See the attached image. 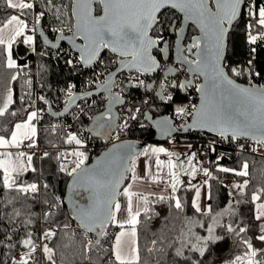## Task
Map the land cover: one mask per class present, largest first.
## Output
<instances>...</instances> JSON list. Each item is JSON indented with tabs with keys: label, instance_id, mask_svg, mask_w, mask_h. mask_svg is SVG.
I'll return each instance as SVG.
<instances>
[{
	"label": "snow or ice",
	"instance_id": "6c2138e0",
	"mask_svg": "<svg viewBox=\"0 0 264 264\" xmlns=\"http://www.w3.org/2000/svg\"><path fill=\"white\" fill-rule=\"evenodd\" d=\"M0 10H12L11 14L0 17V67L10 72L8 87L0 97V118L6 114L15 118L7 126L0 119V247L8 249L10 264H39L35 259L38 251L48 264H57L56 246H50V242L54 238L61 239L60 233L64 237L71 235L75 238L79 234L83 238L84 264H93V253L101 264H264V187L251 194L252 220L256 223L246 224L231 201L215 215H212L211 204L202 208L200 199L204 185H208L207 198H212L208 179L201 185L190 184L194 190L191 208L196 213L210 216L211 223L206 225L203 220L185 216L184 226L176 239L165 244L166 237L160 236L150 241L151 246H145L149 256L154 257L146 262L140 243L142 213L150 218V205L163 201H169L183 213L186 201L178 195L185 184L181 177L195 178L198 172H203L212 179V172L197 160L195 152L182 160L180 153L164 146L148 145L137 150L131 142L114 143L92 165L86 163L89 155L84 150L88 143L85 133L107 140L115 129H120L115 135L119 141L121 132L129 129V121H137L140 115L151 120L162 135L171 137L177 131L170 117L152 120L135 105L127 108L122 123H116L121 118L114 108L127 103L125 89L143 87L154 90L156 81L146 83L141 77L156 73H163L155 91V96L163 102L174 103V93L181 90L187 93L194 89L199 94V104L175 106L176 117L191 118V122L182 128L208 129L224 139L236 141L250 139L254 142L252 152L264 149V84L252 82L256 78L264 79V67L257 70L254 66L257 48L264 45V0H67V3L61 0L59 4L56 0H0ZM176 13L182 14L179 23ZM49 16L61 25L50 30L58 34L54 37L55 43L41 27L48 22ZM190 25H194L199 34L192 35L187 42L189 37L185 31ZM241 26L249 46V58L243 65L232 66L228 63L229 42L231 35ZM37 34L43 37L46 46L56 49L57 54L63 51L60 42L67 40L71 48L64 52L68 57L66 65L94 71L93 77L85 82V86L92 90L79 92L76 83H68L66 88L59 90L65 97L63 112H52L49 108L52 115L68 113L78 99L107 94L105 109L91 117L93 123L90 127L65 132L62 144L71 147L60 149L59 145H54L57 152L43 151L39 156L35 149L39 146L38 125L43 120V109H37L35 101H31L27 109L9 112L14 104L11 84L28 68L27 64L19 63L16 52L21 45L36 52ZM105 51L112 54L107 63L102 59ZM97 66L102 70L95 71ZM110 66H114V70ZM125 70L129 76L123 83L117 80V74L122 75ZM133 72L136 75H131ZM174 74L184 75V79ZM241 77L248 81L246 85L238 82ZM25 83L31 87L33 81L28 78ZM117 88L118 91H113ZM31 95V92L27 93V96ZM38 99L49 104L43 95ZM19 100L23 101L24 97L20 96ZM143 103L148 104L149 100L145 99ZM94 105L95 101L92 102ZM76 108L87 115L84 107L77 104ZM75 118L79 119L78 116ZM59 127L53 125L50 130L55 132ZM239 147L243 150L246 145L240 143ZM211 150L215 151V148L211 147ZM161 154L166 158L161 159ZM141 157L145 158V175L138 173ZM45 159L55 160L53 171L58 170L70 181L67 189L72 212L64 221L60 220L64 216V198L54 194L49 198L48 182L24 178L29 173H37L36 160ZM223 159V155L217 157L216 168L223 173L244 177L242 183L235 184L244 195L250 184L248 161L244 160L237 169L220 164ZM145 180L163 186L167 195L134 190ZM121 197L125 201L123 204ZM241 203L243 201L236 200L237 205ZM34 205L42 208L39 217L32 211ZM225 215L235 217L237 222L223 223ZM38 219L46 224L51 221L55 227L43 228L37 236L27 229ZM73 219L77 222L75 227L69 222ZM17 221L25 229L22 238L18 235L20 229L12 228ZM110 226L116 230L110 232ZM196 227L205 229L206 234L194 231ZM217 229L235 237L234 243L241 249L239 254L227 258L221 256L216 261L205 259L211 254L213 245L226 239L217 234ZM250 232L252 235H247ZM90 234L96 238L91 239ZM102 241L109 246L105 248ZM19 246L24 251L17 257L12 250ZM0 264H5L2 253Z\"/></svg>",
	"mask_w": 264,
	"mask_h": 264
},
{
	"label": "trees",
	"instance_id": "16d2710c",
	"mask_svg": "<svg viewBox=\"0 0 264 264\" xmlns=\"http://www.w3.org/2000/svg\"><path fill=\"white\" fill-rule=\"evenodd\" d=\"M57 4L61 2V0H56ZM65 3H67V0H64ZM41 8H43V4L41 3ZM175 11V10H173ZM12 10H0V17H5L8 14H11ZM176 18L180 20L181 15L179 13H176ZM61 25L51 19V16H49L48 22L46 24H43L44 29L47 31V33L54 38V33H51V28L54 27H60ZM196 28L194 26H190V35L194 32H196ZM63 51L57 54V51L52 50L48 47H46L42 41L41 38L37 34V51L38 53H33L27 50V46L21 45L19 46L18 51L16 52V58H18L19 63L21 64H27L28 68L21 72V76L18 78L17 81L12 82L11 87L14 91V104L10 106L9 112L15 111L20 108L27 109L30 101H28V98L24 95H22V87L26 84L25 81L28 78L29 71L31 72V63L33 61H36L37 63V74L39 81L43 84V88L46 90L47 93H55L59 91L63 86H66L69 82V80H73L75 78L78 79L76 75L73 74L72 70H70V67L66 65L65 61L67 57L64 55V52H67L69 50V47L65 44L62 45ZM248 49L249 46L246 42V37L243 32V27L241 26L239 29H237L230 38L229 42V51H228V63L232 66H236L237 63L240 65H243L247 59L248 56ZM54 53H56L54 55ZM112 54L110 52H105L103 54V57L109 58ZM254 66L255 69H260L264 67V45H261L257 48V53L254 60ZM114 66H112L113 68ZM33 68V67H32ZM264 75V73H262ZM10 78V72L6 69H3L0 67V97L3 96V93L5 89L8 87V80ZM241 82H248L245 78L241 77L238 79ZM253 83H262L264 84V79L256 78ZM23 96L24 100L20 101L19 97ZM184 97V94L181 91L176 92L175 99L179 100ZM47 100H51V98H46ZM48 100V101H49ZM144 97L139 92V90L136 91V100L133 105H139L141 108L144 109L143 113L149 112L154 117L165 115L168 113V110L172 107V105L167 104L161 100H158L156 97L154 99L153 104H144ZM43 104H45L42 101ZM46 105V104H45ZM2 106V105H0ZM103 108V107H102ZM127 110V109H126ZM126 110H121L120 113H125ZM46 115L43 116V120L40 122L38 131V143L41 147H52L54 145H61L62 144V138L63 136L59 134V131L52 132L49 126L51 120H53V116L49 115L48 113H44ZM83 122V125H86V127L89 126L91 122V118L89 120H86L84 116H80ZM5 121V126L8 125V123L12 122L15 118L11 117L10 115H7L3 118H0ZM197 131H190L187 136L193 137L196 134ZM130 137L133 139H144L147 136L153 135L155 132L151 125H149L144 120V115H141L138 117L137 121H131V126L129 128ZM56 150L50 151V153H55ZM99 153V152H98ZM97 153V154H98ZM96 154V155H97ZM214 156L217 155H223L224 159L220 160L219 163L226 166V167H233V168H239L241 163L244 160H247L249 163V177L250 184L246 190V193L244 195H241L239 192V189L235 188L233 184L242 183L244 177L236 176L232 173H223L218 171L216 168V162L210 163L209 170L212 172L213 178L209 179V185L211 186L210 191L212 198L209 200V204L212 206V215H215L216 213L222 211L228 206L229 201L232 202V205L234 208H236L239 212L240 217L242 218L243 222L246 224H252L256 223L252 220V214H253V205L251 204V194L253 191H256L260 187H264V157H258L256 158L255 162L251 163V156L247 154H237L230 145L227 146H220L217 147L214 154ZM93 156L89 157V162ZM37 164V173H29L24 178L31 181L33 179L37 181H46L50 185V189L48 191L49 198L54 195H60L64 198L65 196V190H66V184L68 182V177L64 174H61L57 171H53L55 167V160H47L40 161V163L36 160ZM6 193V190H5ZM13 195H15L13 193ZM182 197V201H186V207L183 213L176 210L173 206H171L169 201H163V202H154L150 205L152 208V212L149 213L150 218H146L143 213L141 215V227H140V243H141V254L144 258V261H149L153 259L154 257H150L149 254L145 251V246H151L150 241L154 238H158L160 236L166 237L164 240V243L167 244L168 242H171L172 240L176 239V237L179 235V230L181 227L184 226V218L185 216L197 218L200 220H203L204 223L210 224L211 218L207 215H201L199 213H196L194 209L191 208L190 203L191 199L194 195V190L190 186L182 185L180 188V191L178 193ZM0 199H2V196H0ZM153 201H155V197L151 198ZM236 200H241L243 203L240 205L236 204ZM262 200H264V197H262ZM16 207H20L19 204L16 205ZM32 211L36 214L37 217L40 216L42 212V208L39 205L31 206ZM62 208L64 210V216L60 218L61 221H64L66 218H68L71 214L70 208L65 204L62 205ZM70 223H72L73 227L76 226V221L70 220ZM223 223H229V222H237L235 217H229L228 215H225L222 218ZM46 227H55V225L50 221L47 224L42 220L38 219L37 223H35L32 226L28 227V231L34 232L37 236L41 234V231L43 228ZM12 228H19L20 231L18 235L22 238L24 236L25 229L21 227V224L19 221H17L15 224L12 225ZM115 229L110 226L109 231L112 232ZM186 230V229H185ZM194 231L198 232L201 235H205L206 231L205 229H200L196 227ZM155 234V235H154ZM217 234L224 235L226 239L222 242H219L216 245H213L211 248V254L206 256V260L208 261H216L221 256L223 257H229L233 254H239L241 249L240 247L234 243L235 237H232L230 234H226L223 229H217ZM247 235H252V233H248ZM61 239L55 240L53 242H50V246H56V259L57 264H84L82 259V237L77 234L75 238H73L71 235L68 237H64L63 233H60ZM91 239H95V236L93 234H90ZM0 239H2V236H0ZM16 237H13V240H15ZM38 244L41 243L39 239L36 241ZM103 242V241H102ZM257 246H259V242H255ZM179 244V241H177V246ZM63 245H67L64 247ZM103 246L107 248L109 245L106 242H103ZM160 245L158 244V247ZM24 251L22 246H19L16 249L12 250V254L19 253L20 255ZM186 254L191 255V253H188L187 250ZM0 253L3 254V257L5 258V264H10V261L7 260V257L10 255L9 251L5 247H0ZM171 254V250L170 253ZM93 264H101V261L97 258L96 254L93 253ZM101 257L103 254H100ZM195 259V256H193ZM35 259L38 260L39 264H48L46 259L41 255L40 251H38L35 254Z\"/></svg>",
	"mask_w": 264,
	"mask_h": 264
},
{
	"label": "built area",
	"instance_id": "2783aa9c",
	"mask_svg": "<svg viewBox=\"0 0 264 264\" xmlns=\"http://www.w3.org/2000/svg\"><path fill=\"white\" fill-rule=\"evenodd\" d=\"M56 35H57V33H54V36H56ZM38 52L39 51L36 50L35 53H38ZM55 54L56 53H54V55ZM102 59L105 61V63H107L108 58L103 57V55H102ZM35 64H36V61L34 62V65ZM110 67L112 68V66H110ZM113 69H114V67L112 68V70ZM70 70H72L73 74L76 75L78 77V79L75 78L73 80H69L68 83H76L78 86L79 92L92 90V89H89L88 87L85 86V82L88 79L93 77V75H94L93 70H89L88 68H84L82 66L78 67L77 69H73L70 67ZM101 70H102V68L100 66H97L95 68V71H101ZM131 75H136V73L133 72V73H131ZM128 76H129V73L124 72L122 75L119 74L117 76V80L121 81L123 83H126L127 82L126 77H128ZM28 78L32 79L33 84L31 87H29L27 84H25L23 86L24 87L23 95L28 98V101H30V102L35 101V107L37 109H43V113H42L43 116L46 115L44 113H47L46 112L47 106L45 104H43L42 101H40L38 99V97L41 95L45 96V98H51V100H49V99L48 100L56 112H63V99L65 98L63 92L57 91L53 94L52 93L49 94L46 92V90L43 87H41V85H43V84L39 81L37 74H33V73L29 72ZM141 78L145 79L146 83H151L153 81H156L157 87L154 90H146L143 87L125 89V96H126L127 103L123 106L118 107L119 112L121 110H124V109L126 110L127 108H130L133 106V104L135 103V100H136V91L137 90H139V92L142 94V96L144 97V100L145 99L149 100L148 104H153L155 102L154 101V99L156 97L155 91H157V89H158L159 80L163 79V73H156V74H153L151 76H145V77H141ZM171 78H173V77H170V79ZM101 79H103V76L101 77ZM179 79L182 80V77ZM123 83L121 84V87L123 86ZM64 88H66V86H63L61 89H64ZM118 90H119L118 88L113 89V91H118ZM28 92L32 93L31 97L27 96ZM175 94H176V92L174 93V96H175ZM183 94H184V97L182 99H179V100L175 99L174 103L165 102L167 104L172 105V107L168 110V113L166 115L170 116L174 120V124L178 129H181L182 125L188 124L190 122L191 118L181 119L179 117H176L175 113H174L175 106L176 105H185V104H198V101H199V94L194 89H189L187 93L183 92ZM106 96H107L106 94H101L98 96L86 98V99L78 102L77 103L78 105L85 108L87 115L81 114L75 106L70 111L68 118H65V117L53 118V120H51V122L49 124H47V126H49L50 128L53 125L61 126L57 129V131H59V134L62 135L63 137L65 136V132L68 130L77 131V130H81L82 128H85L86 125H83V122H82V119L80 116L82 115L85 117L86 120H89L92 116L99 114L105 108V105L107 103ZM156 98L158 100H160L158 97H156ZM93 101H95L94 106H92ZM89 106H91V107H89ZM136 106L140 107L139 105H136ZM141 111L143 113L144 109L141 108ZM126 114H127V110L125 113L121 114V119H120L119 123H122V118ZM77 116L79 117V119L75 118ZM140 116H138V117H140ZM129 125L131 126V121H129ZM38 127H39V125H38ZM116 132H120V129H116V131L111 135L110 143L117 141L115 139ZM84 135L86 136L87 141H88L84 150L88 153L89 157L90 156L94 157L98 152H101L104 148H106L109 145V143L105 142L103 139H101L95 135H91L89 133H85ZM122 139H133L130 137L129 129L121 132L120 140H122ZM167 142H169L171 144H175V143H179V142H187V143L191 144L192 145V152L196 153L197 160H202L207 165H210V163L216 162L217 157L220 156V155L214 156L213 154L215 151H212L211 147H214L216 150L217 147L230 145V147L235 152H237V154L250 155L251 156V160H250L251 163L255 162L256 158H258V157H264V149H261V151H259V152H252L251 151V148L253 147L254 142L251 141L250 139L249 140L241 139L239 141H236V140H232V139H224L218 135H213V134L206 133V132H196V134L193 137H190L187 135L176 134V135L170 137ZM240 143H244L246 145L245 149H243V150L240 149V147H239ZM59 146H60V149L71 147V146L64 145V144H61ZM52 150L58 151V149L54 146L44 148V147H41L39 145L35 149L38 156L43 151H49L50 152ZM70 158L71 157H69V159ZM19 255H20L19 253L15 254V256H17V257H19Z\"/></svg>",
	"mask_w": 264,
	"mask_h": 264
},
{
	"label": "water",
	"instance_id": "95a60500",
	"mask_svg": "<svg viewBox=\"0 0 264 264\" xmlns=\"http://www.w3.org/2000/svg\"><path fill=\"white\" fill-rule=\"evenodd\" d=\"M180 14V13H179ZM181 15V20H182V14H180ZM190 26H194V25H190ZM190 26H186V31H185V34L187 35V33H188V29H189V27ZM41 27H43V25H41ZM195 27V26H194ZM44 28V27H43ZM197 30V29H196ZM198 31V30H197ZM199 34V32H197V34H195V35H198ZM45 35H48L49 36V38L50 39H53V43H55L56 41L54 40V38H52L48 33H47V31L45 30ZM58 35V34H57ZM38 36H39V34H38ZM40 38H41V41H42V43L44 44V41H43V37H41V36H39ZM77 42H81V41H77ZM61 43V45H63V44H65V45H67L68 47H69V49L71 48V45H70V43L67 41V40H65V41H61L60 42ZM45 45V44H44ZM46 46V45H45ZM46 47H48V48H50V49H52L51 48V46L50 45H47ZM52 50H56V49H52ZM106 52V51H105ZM104 52V53H105ZM103 53V54H104ZM102 54V55H103ZM114 70V69H113ZM124 72H127V70H125ZM119 75V73L117 74V76ZM151 75H153V74H151ZM175 75V74H174ZM170 77H172V76H170ZM238 82L239 83H242V84H247L248 82H241V81H239L238 80ZM152 83V82H151ZM256 84H260V83H257L256 82ZM262 84V83H261ZM158 90V89H157ZM184 92V91H183ZM101 94H106V93H99V94H96V95H94V96H98V95H101ZM107 95V94H106ZM90 98V97H89ZM81 100H84V99H78V100H76V102H75V104H73L71 107H70V110H69V112L76 106V104L78 103V102H80ZM199 102H200V98H199V101H198V104H199ZM46 106H47V108H46V112L49 114V115H51V116H53V117H55V118H60V117H62V116H64V115H66V114H68V113H64L62 116H54V115H52V112H55L54 110H53V108H52V105H51V103L49 102V104H46ZM106 106V105H105ZM120 106H123V105H116L115 106V108H114V112L121 118V113L119 112V110H118V107H120ZM49 108H51V110H52V112H49ZM105 109V108H104ZM103 109V110H104ZM102 110V111H103ZM147 114H149L151 117H152V120H156V119H162L163 117H170V116H168V115H160V116H156V117H154L151 113H149V112H146ZM98 115V114H97ZM171 118V117H170ZM172 119V118H171ZM144 120L149 124V125H151L152 126V128H153V130H154V134L153 135H151V136H147V137H145L144 139H122V140H119V141H116V142H112V143H110V141H111V137L109 138V139H105L104 137H102V136H97V137H99V138H101V139H103L105 142H107V143H109V145L106 147V148H104L101 152H99L97 155H95L94 157H92L91 158V160L89 161V162H86L88 165H92V164H95V162H96V160L98 159V158H100V157H102L103 156V154L112 146V144H114V143H120V142H131V143H133L135 146H136V149L137 150H142L144 147H146V144L147 143H150V142H167L168 141V139L170 138V137H168V136H165V135H162L161 134V132H160V130L152 123V121L151 120H149V119H147L145 116H144ZM172 121H173V124H174V120L172 119ZM119 122H120V119H118L117 121H116V123L117 124H119ZM190 122H191V120H190ZM189 122V123H190ZM92 123H93V121L91 120V122H90V124H89V126L88 127H90L91 125H92ZM175 125V124H174ZM176 127V126H175ZM176 129H177V131H174L173 133H172V135H171V137L172 136H174V135H176V134H180V135H187L190 131H197V132H206V133H210V134H213V135H218L217 133H214V132H211V131H209L208 129H199V128H193V129H184V128H181V129H178L177 127H176ZM116 131V129L111 133V135L114 133ZM219 136V135H218ZM68 182H70L69 180H68ZM67 182V183H68ZM127 183V182H126ZM69 195H70V193H69V191H68V189H67V185H66V193H65V196H64V202H65V204L70 208V210H71V212H72V204L69 202ZM94 235V234H93ZM95 236V235H94ZM96 238V237H95Z\"/></svg>",
	"mask_w": 264,
	"mask_h": 264
},
{
	"label": "crops",
	"instance_id": "0c3cea01",
	"mask_svg": "<svg viewBox=\"0 0 264 264\" xmlns=\"http://www.w3.org/2000/svg\"><path fill=\"white\" fill-rule=\"evenodd\" d=\"M148 145L168 147L171 151H175L177 153H180L181 154L180 158L182 160H185L186 157L192 153V147L189 148V145H191V144H189L187 142H179V143H175V144H171L169 142H150V143L146 144V146H148ZM165 158L166 157L163 154H161V159H165ZM144 160H145V158L141 157L140 161H139L138 173L140 175H145V172H144ZM200 161H202V160H200ZM202 162H203V167L209 168V165H207L204 161H202ZM181 178L185 180V184L184 185H186V186L190 185V183H189L188 179L186 178V176H182ZM199 178H202L203 181L208 179V182H209V178L205 177L203 172H198L197 175L195 176V178L192 177V179H191L193 184L201 185L203 181L199 182ZM128 182H130V181H128ZM207 189H208V185H204L201 188L200 203H201L202 208H204V209H206L207 205L209 204V199L207 198ZM134 190L143 191L145 193H147V192H155V193H162V194L167 195V193L163 192V186L153 184L150 180H145V181L139 182L134 187ZM193 197H194V195H193ZM120 199H121V203L123 204L125 202L124 198L121 197Z\"/></svg>",
	"mask_w": 264,
	"mask_h": 264
},
{
	"label": "bare ground",
	"instance_id": "6f19581e",
	"mask_svg": "<svg viewBox=\"0 0 264 264\" xmlns=\"http://www.w3.org/2000/svg\"><path fill=\"white\" fill-rule=\"evenodd\" d=\"M34 62L35 61H33L32 63H31V73H33V74H37V63L34 65ZM33 67V68H32ZM30 72V71H29ZM37 77H38V74H37ZM23 91H24V87H22V90H21V92H22V95H23ZM53 108V107H52ZM54 110V109H53ZM55 111V110H54ZM56 112V111H55ZM70 113V112H69ZM69 113L68 114H66V115H64V116H62V117H60V118H63V117H65V118H68V116H69ZM91 135H95V134H91ZM96 136V135H95Z\"/></svg>",
	"mask_w": 264,
	"mask_h": 264
},
{
	"label": "flooded vegetation",
	"instance_id": "af4514ba",
	"mask_svg": "<svg viewBox=\"0 0 264 264\" xmlns=\"http://www.w3.org/2000/svg\"><path fill=\"white\" fill-rule=\"evenodd\" d=\"M177 21H178V23H179V22L181 21V18H180V20L177 19ZM197 32H198V31H196V32H194V33H192V34L190 35V27H189V29H188V33H187V35H186V36L189 37V40H188L187 42H190V37H191L192 35L197 34ZM173 58H174V53H173ZM185 74H186V70H185ZM175 75H178L179 78L182 77V79H184V75H180V74H175Z\"/></svg>",
	"mask_w": 264,
	"mask_h": 264
},
{
	"label": "rangeland",
	"instance_id": "374dc122",
	"mask_svg": "<svg viewBox=\"0 0 264 264\" xmlns=\"http://www.w3.org/2000/svg\"><path fill=\"white\" fill-rule=\"evenodd\" d=\"M38 145H39V143H38ZM39 163H40V160H37ZM206 177V176H205ZM186 178L188 179V181H189V183L190 184H193V182H192V177L191 176H186ZM69 180V179H68ZM203 181V179L202 178H199V182H202ZM67 185V184H66ZM189 186V185H188ZM233 186H235V184H233ZM65 193H66V190H65Z\"/></svg>",
	"mask_w": 264,
	"mask_h": 264
}]
</instances>
